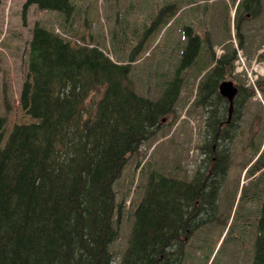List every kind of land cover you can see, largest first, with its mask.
Instances as JSON below:
<instances>
[{
    "label": "trees",
    "instance_id": "1",
    "mask_svg": "<svg viewBox=\"0 0 264 264\" xmlns=\"http://www.w3.org/2000/svg\"><path fill=\"white\" fill-rule=\"evenodd\" d=\"M156 1L149 5L153 15L134 30L138 34L133 39L139 41L126 64L111 59L98 42L82 38L76 43L64 36L70 32L63 26L72 24L78 11L75 0L25 1V10L36 6L62 15L59 29L64 34L47 24L36 23L32 29L19 102L33 121L8 131L9 99L0 116V264H164L170 251L177 264H196L198 256L204 264H264V150L254 157L263 137L239 163L242 172L247 170L248 183L241 186L240 177L230 183L233 140L240 138H234L231 124L241 121L239 108L237 120L230 114V102L219 86L234 77L237 51L229 45L220 57L213 54L210 59V31L201 37L194 29L203 25L198 12L207 15L215 7L212 0H201L204 7L199 0ZM229 2H223L224 10L235 9L234 26L243 49L247 35L242 27L261 18L264 0ZM185 7L192 15L183 24L182 58L173 70L159 74L158 98L143 96L132 78L133 63L152 36L168 40ZM204 25L212 22L204 19ZM124 46L123 40L119 51L125 52ZM192 69L197 76L191 78L206 72L187 109L205 113L196 169L162 173L154 168L148 179L147 166L138 161L135 173L144 172V180L140 183V175L134 176L136 186L128 187L134 194L132 206L125 210L115 184L129 160L144 154L145 143L177 123ZM169 118L174 122L165 124ZM212 197L219 201L217 216ZM126 215L134 220L127 248L116 262L111 246ZM217 227L219 237L212 241Z\"/></svg>",
    "mask_w": 264,
    "mask_h": 264
},
{
    "label": "rangeland",
    "instance_id": "2",
    "mask_svg": "<svg viewBox=\"0 0 264 264\" xmlns=\"http://www.w3.org/2000/svg\"><path fill=\"white\" fill-rule=\"evenodd\" d=\"M26 0H0V116L6 113V99H9L11 107L8 112V131L13 128L15 124H27L33 120L27 116L20 107V93L24 81L27 78V51L29 42L32 39V29L36 23L41 25L54 26L57 32L64 34L59 27L62 22V15L42 11L36 6L29 9L24 8ZM230 0H212V5L215 7L210 8L209 13L205 15L202 10L198 12V19H200L202 26L195 24L194 29L197 34L204 35L205 31L209 30V42L213 43L212 52L209 53L210 59L212 55L220 57L227 46L231 45L237 51V60L239 54L243 56L246 61V66L249 68L255 61L264 62V14L261 18L247 22L242 28L245 29L247 38L244 40L243 49L239 45L236 36V29L234 21H230L235 16V11L225 13L224 3L231 4ZM78 9L72 24L63 26L68 33L64 36L71 39L73 42H81V39H86L87 42H98L100 48L103 49L107 55L113 60L126 64L127 56L133 44L139 40H134V30L140 28L141 24L149 20V15H153L154 8H149L150 4H156V0H75ZM204 7L203 1H197ZM210 5V4H209ZM185 9V10H184ZM184 10V11H183ZM147 11L149 14H147ZM179 21L170 28L168 32V40H162V35L152 36L143 48V51L137 56L136 61L133 63L132 78L136 84L138 92L146 97L158 98L161 89L157 87L160 82L159 74L161 71H171L174 66L181 60L183 49L186 40H183L182 30L183 24H189V17L192 15L187 7L182 9ZM228 18V19H227ZM204 19L212 22V26L204 25ZM124 24L127 25L125 30ZM228 27V30H227ZM62 29V30H63ZM243 29V30H244ZM230 30V31H229ZM134 35V36H133ZM206 36V35H205ZM125 41V52L119 51L121 43ZM161 41L158 48L154 47ZM262 44V45H261ZM261 45V46H260ZM207 55V54H206ZM215 62H210L209 65ZM190 72V73H189ZM188 72L187 79L182 90L183 100L179 108V120L174 126H166L154 140L145 143L142 148L144 154L133 156L126 164L122 177L115 184V191L117 192V201L121 202L124 198L126 205L125 210H129L132 206L133 193L130 195L131 189L128 190L130 183L134 186V176L140 175V183L144 180V172L136 171L138 161H143L142 168L147 166L148 179L152 172H168L172 170L190 171L196 169V165L200 158L198 145L202 142V131L205 123V113L201 110H196L187 113V109L196 98L199 79L204 74L200 75L197 79L191 78L190 74L197 76L195 69ZM235 74H238L235 72ZM247 76V75H246ZM243 77V76H242ZM248 77V76H247ZM244 78V77H243ZM228 77L226 81H232ZM247 84L248 79H247ZM7 95V96H6ZM262 98L264 94L261 91ZM255 100V98H254ZM255 102L261 107L262 115L258 114L257 108L254 109V115L248 118L247 125L249 131L252 126L253 135H249V139L256 143L259 147V139L264 137V104L260 99ZM263 119L260 118V116ZM174 122L169 118L165 124ZM201 129V130H200ZM262 130L261 136L259 131ZM241 138L236 141L237 148H242ZM264 145V138L261 140ZM262 146H260V149ZM234 159V167L230 171V183L236 178L240 177L242 184H247L248 179L245 177V172L240 169L239 163L241 156L236 152ZM257 155V154H256ZM255 155V156H256ZM254 156V157H255ZM251 158L253 157L250 156ZM181 160L182 164L178 167V161ZM157 166V168H156ZM155 168V169H154ZM146 181H148L146 179ZM128 191V193H127ZM133 191V190H132ZM135 200L136 203L140 199V188L136 189ZM216 202L213 209V215L217 216L219 213V201L216 197H212ZM137 204L134 205V209ZM133 209V208H132ZM131 215V214H130ZM126 215L123 217L119 224V237L116 242L111 246V250L115 253L116 262H120L127 248L128 239L131 233V224L134 216ZM219 227L213 230L211 240L214 241L219 237ZM224 239V238H223ZM220 241L218 247L222 244ZM122 246V247H121ZM124 248V251L121 252ZM179 250L178 247L173 249L174 252ZM196 264H204L203 258L198 256L194 260ZM171 251L167 256L164 264H177ZM211 264V263H210Z\"/></svg>",
    "mask_w": 264,
    "mask_h": 264
},
{
    "label": "flooded vegetation",
    "instance_id": "3",
    "mask_svg": "<svg viewBox=\"0 0 264 264\" xmlns=\"http://www.w3.org/2000/svg\"><path fill=\"white\" fill-rule=\"evenodd\" d=\"M232 82L234 83V86L236 88V95H235V99L233 101V106L231 109V114L234 115L235 119L237 120L239 119V121H241V125L237 126L236 123H232L231 127H232V131L234 133V138L239 136L242 140L241 142V146L242 148L239 149L236 147L237 144L236 142H234L236 139L233 140V144L234 146V153L238 152L239 155L241 156V161H243L244 159L246 160V155H250L251 153H253V150L255 147L251 146L253 141L251 139H249V135H253V129L252 126L250 127V131L247 127V125H249L247 123L248 118L250 119L252 112L254 115V109L257 108L258 110V114L262 115V110L261 107L259 105H257V103L255 102V100L257 99L255 97V92L258 91H262L264 93V77L259 79L254 85H250L249 83L247 84V80H245L244 78H242L241 76H237L234 75V77H232ZM242 91V93H240V91ZM238 98V99H236ZM255 98V100H254ZM235 100L238 101V106L235 105ZM239 108V118L236 119L237 117V111ZM259 115V116H260ZM261 119H263L262 116H260ZM264 121V120H263ZM262 134V130L259 131V136H261ZM237 156V154H234ZM245 157V158H244ZM241 164V163H240ZM239 164V165H240ZM241 169V167H240Z\"/></svg>",
    "mask_w": 264,
    "mask_h": 264
},
{
    "label": "water",
    "instance_id": "4",
    "mask_svg": "<svg viewBox=\"0 0 264 264\" xmlns=\"http://www.w3.org/2000/svg\"><path fill=\"white\" fill-rule=\"evenodd\" d=\"M220 93L223 97L227 98L231 104V108H232V102L235 98L236 95V88L234 87L232 82H228V81H224L221 85H220Z\"/></svg>",
    "mask_w": 264,
    "mask_h": 264
},
{
    "label": "built area",
    "instance_id": "5",
    "mask_svg": "<svg viewBox=\"0 0 264 264\" xmlns=\"http://www.w3.org/2000/svg\"><path fill=\"white\" fill-rule=\"evenodd\" d=\"M239 65L241 66V69H244L247 72L249 78L252 81H255L258 75L262 72V69L258 65L253 66L252 68L248 69L243 59H240Z\"/></svg>",
    "mask_w": 264,
    "mask_h": 264
},
{
    "label": "crops",
    "instance_id": "6",
    "mask_svg": "<svg viewBox=\"0 0 264 264\" xmlns=\"http://www.w3.org/2000/svg\"><path fill=\"white\" fill-rule=\"evenodd\" d=\"M221 84H222V83H221ZM221 84H220V85H221ZM219 88H220V86H219ZM219 91H220V90H219Z\"/></svg>",
    "mask_w": 264,
    "mask_h": 264
}]
</instances>
